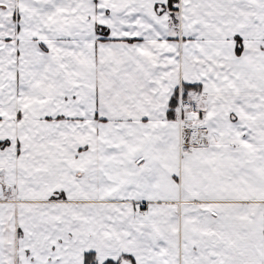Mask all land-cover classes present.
Masks as SVG:
<instances>
[{
  "label": "snow or ice",
  "instance_id": "1",
  "mask_svg": "<svg viewBox=\"0 0 264 264\" xmlns=\"http://www.w3.org/2000/svg\"><path fill=\"white\" fill-rule=\"evenodd\" d=\"M0 264H264V0H0Z\"/></svg>",
  "mask_w": 264,
  "mask_h": 264
}]
</instances>
